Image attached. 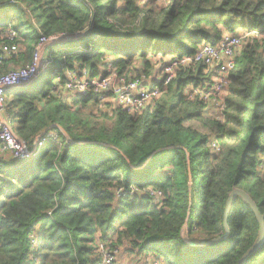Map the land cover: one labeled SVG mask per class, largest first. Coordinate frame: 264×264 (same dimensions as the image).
I'll return each instance as SVG.
<instances>
[{"label": "trees", "instance_id": "obj_1", "mask_svg": "<svg viewBox=\"0 0 264 264\" xmlns=\"http://www.w3.org/2000/svg\"><path fill=\"white\" fill-rule=\"evenodd\" d=\"M252 30L260 36L235 57L218 118L193 95L211 83L200 64L133 115L65 88L67 73L108 67L154 78L166 58ZM40 37L51 41L46 67L3 105L30 152L46 141L24 160L0 148V264H98V244L138 263L264 264L255 212L230 200L243 192L264 230V0H0V76L30 64ZM225 225L224 239L199 246Z\"/></svg>", "mask_w": 264, "mask_h": 264}, {"label": "built area", "instance_id": "obj_2", "mask_svg": "<svg viewBox=\"0 0 264 264\" xmlns=\"http://www.w3.org/2000/svg\"><path fill=\"white\" fill-rule=\"evenodd\" d=\"M158 4L169 6L173 0H153ZM258 30L239 31L236 34L224 33L216 45H201L191 57L176 59L170 58L161 69L159 76L146 78H126L119 75L114 69L108 67L104 76L91 78L85 71L81 74L67 73L66 90L74 96L86 97L97 95L101 102L110 101L127 114L140 113L149 103L161 96L176 72L181 67L203 65L211 74V83L203 91H194L206 109L212 107L216 111L221 107L223 98L230 85V73L234 68L235 57L241 48L248 42L260 36ZM14 35H11L13 38ZM49 39L40 37L34 48L30 64L11 69L0 76V148L2 152L9 151L16 160H24L31 155L24 142L18 140L12 133L11 127L3 119V105L6 94L16 88L23 87L37 78L47 64L42 63V52L50 43ZM16 48L13 46L11 50ZM207 110V109H206ZM55 139L53 134L47 135ZM46 137L38 139L32 146V152L45 145ZM98 264H117V253L111 251L103 244H98ZM139 264H161L155 260H144Z\"/></svg>", "mask_w": 264, "mask_h": 264}, {"label": "water", "instance_id": "obj_3", "mask_svg": "<svg viewBox=\"0 0 264 264\" xmlns=\"http://www.w3.org/2000/svg\"><path fill=\"white\" fill-rule=\"evenodd\" d=\"M88 34V31L84 32L83 34H81L80 36L81 37H84L85 35ZM79 36H72V37H65L63 38L62 40H75L77 39ZM32 153V152H31ZM32 155V154H31ZM234 194H237V195H241L243 197V199L250 205V207L252 208V210L255 212L256 216H257V219L259 221V239L257 241V245L259 244V242L262 240V237H263V233H264V230H263V222H262V217L260 216V214L257 212V209L255 208V206L253 205V203L249 200V198L243 193V192H239V191H236L234 192L231 196H230V200L232 199L233 195ZM230 200L228 201V205H230ZM228 207V206H227ZM187 222L185 223V226H186ZM225 235L219 239H216L214 241H210L208 243H203L202 245H199V246H203L204 244H211V243H215V242H218V241H221L222 239L225 238V236L228 234V230H227V227L225 225ZM253 250V249H252ZM249 251L246 256H248L251 252ZM246 256L244 258H246ZM244 260V259H243ZM242 260V261H243Z\"/></svg>", "mask_w": 264, "mask_h": 264}, {"label": "rangeland", "instance_id": "obj_4", "mask_svg": "<svg viewBox=\"0 0 264 264\" xmlns=\"http://www.w3.org/2000/svg\"><path fill=\"white\" fill-rule=\"evenodd\" d=\"M157 5H159V6H161V7H163V6H165L166 4H158L157 3ZM21 53H22V51H21ZM19 56V55H18ZM15 60H17V58H15ZM170 60V57L169 58H166V61H169ZM24 60H22V59H19L15 64H8V69L9 68H11V69H17V68H19V67H23V64H24V62H23ZM161 69H162V66H157V69H155L156 70V73H157V75H155V76H159L160 74H161ZM48 75H47V73H43L42 75H41V77H40V79H44L45 77H47ZM131 78H135V77H131ZM72 98V96H70L69 95V97H68V100H70ZM207 109V110H206ZM206 111H207V113L208 114H206L208 117H211V116H214V117H216V118H218V116H217V114L218 113H216V109H214V108H212V107H209V110H208V107H206ZM196 122H194V123H192V124H190V125H196V126H199V123H197V124H195Z\"/></svg>", "mask_w": 264, "mask_h": 264}, {"label": "crops", "instance_id": "obj_5", "mask_svg": "<svg viewBox=\"0 0 264 264\" xmlns=\"http://www.w3.org/2000/svg\"><path fill=\"white\" fill-rule=\"evenodd\" d=\"M134 258V255L123 254L121 252L117 254L116 262L117 264H139L137 259L135 260Z\"/></svg>", "mask_w": 264, "mask_h": 264}]
</instances>
